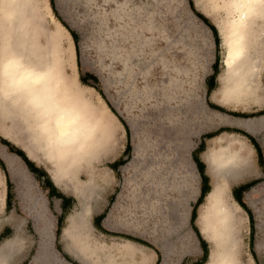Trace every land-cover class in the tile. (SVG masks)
Returning <instances> with one entry per match:
<instances>
[{"label": "rangeland", "instance_id": "obj_1", "mask_svg": "<svg viewBox=\"0 0 264 264\" xmlns=\"http://www.w3.org/2000/svg\"><path fill=\"white\" fill-rule=\"evenodd\" d=\"M53 1L54 11L51 6L52 11L44 6L40 7L45 30L35 31V34L38 35L37 40L43 44L47 31L55 29L54 19L61 23L58 18L75 32L78 56L70 32L61 23L67 32L65 41L72 49L73 64L70 65L69 73L74 76L79 88L76 95H79L80 100L85 98L93 108L91 117L96 123V144L92 146V150L80 154L77 163H66L63 158L59 162L56 158L51 159L48 152L36 153L31 150L30 138L25 132L27 127H24L26 123L35 125V119L27 120L17 116V119H4L3 112H0V136L23 149L30 159L48 171L63 192L75 198V205L59 237L62 250L67 251L80 264H87L86 261L88 264H153L156 251L160 253L161 261L171 255L169 260L174 264H198L202 250L199 240L195 233L194 241L192 240L190 222L180 225L182 215L185 216V211L188 210L187 206H192L195 201L192 198L196 199L198 195L190 186L191 183L199 186V175L191 158V151L200 135L226 127L254 135L261 145L264 159V127L251 131L243 125L252 118L264 117V114L243 118L227 112L252 113L264 108V35L258 46L262 61L254 80L253 94L240 100L222 99L221 79L225 73L222 61L225 43L222 37L226 32V16L218 8V2L213 4L211 0H195L197 11L217 28L220 43L216 46L212 31L199 17L192 14L187 7V0H139V3L136 0ZM47 2L50 5L49 0ZM149 4L152 8L148 11L146 22L150 18L154 24L164 26L165 37H160L156 29H140L134 23L136 15L148 9ZM27 21L30 28V19ZM259 26L264 29L263 19ZM32 32L29 31L30 37L34 38ZM253 36L252 34V39L249 36V39L253 40ZM46 45L48 44H43L44 47ZM186 51L189 54H185ZM64 56L66 61L68 56ZM215 58L219 60L216 88L209 94L208 100L226 111L213 109L207 104L206 88L214 86V82L207 78ZM173 65L191 70L188 74L177 73L172 69ZM83 73L94 77L88 83L95 85L96 89L79 81L78 76ZM155 73L159 74L154 75ZM175 73L179 76L180 87L170 83V75ZM195 73L199 78L196 93L190 91L191 86L188 83V77ZM8 100L9 98L3 97V101ZM105 100L129 129L131 149L127 162L119 168L118 174L107 164L121 153L127 136L124 125ZM20 110L25 111L22 108ZM36 127L40 134V127L37 124ZM41 142L42 140L38 141ZM137 145L140 155L133 168L127 169L125 166L133 157ZM219 146L234 147L242 156L247 151L248 155L246 162L239 165L238 169L227 173L225 179H219L217 189L210 192L211 196L206 194L197 208L195 224L209 250L203 264H214L228 248L229 256L238 263L264 264L262 166L246 136L223 131L217 136L205 139V150L200 154L205 162L210 185L213 183L212 174L208 171L205 155L209 147ZM3 148L0 143V158L7 165ZM68 164L69 172L64 168ZM183 171H187L185 174L190 186V189L184 188L189 192L185 206L178 204L181 200L178 191L182 188ZM15 174L22 200L21 208H27L32 213L33 204L19 190V183H25L27 175L23 172ZM3 180L0 170V193H4ZM251 180L258 182L243 192L242 200L253 215L252 245L249 244V217L234 200L231 192L233 187ZM2 205L1 197L0 208ZM107 206L108 211L117 206L121 215L125 214L129 219L133 217L142 223L138 228L125 225L106 226L107 231L140 238L153 248L94 229L92 217ZM80 212L85 224L83 234L77 238L72 225L78 221L76 214ZM31 217V225L37 230L36 220L32 215ZM52 224L54 227L53 219ZM25 234L26 240L19 245V251L33 243L31 234ZM34 234L37 245L40 234L35 231ZM189 238L193 243L191 248L185 246V241ZM234 238L236 241H233ZM121 244H127L124 252L118 248L122 247ZM52 247L55 248L53 245ZM78 249L80 255L74 253ZM45 264L65 263L50 257Z\"/></svg>", "mask_w": 264, "mask_h": 264}, {"label": "bare ground", "instance_id": "obj_2", "mask_svg": "<svg viewBox=\"0 0 264 264\" xmlns=\"http://www.w3.org/2000/svg\"><path fill=\"white\" fill-rule=\"evenodd\" d=\"M213 2L215 4L218 2V8L223 10L222 12L226 16V32L222 37L225 43L222 59L225 73L221 79L223 85L220 88V95L222 99L240 100L253 94L254 80L261 67L262 56L258 51V46L264 35V29L259 26V22L261 19L264 20V2L261 0H211V3ZM41 6L52 11L47 0H0V112L5 113L2 116L4 119H17V116L25 117L27 120H36L37 126L40 127V134L37 133L36 124L26 123L24 127H27L25 132L30 138L33 152H48L51 154V159L56 158L60 162V159L63 158L66 163H77V159L81 157L80 154L92 150V146L96 144V123L91 117L93 108L85 98L80 100L79 95H76L79 88L74 76L69 73L70 65L73 64H71L73 54L72 49L65 41L67 32L62 24L54 19L55 29L46 30L47 37L46 39L44 37V43L48 44L46 47L43 46L44 43L41 44L37 40L38 35L36 36L35 31L45 30L41 21ZM28 18L32 24L30 28ZM149 20L144 24H138V27L147 30L156 29L160 37H165L166 28L154 24L150 18ZM31 30L34 38L30 37L29 31ZM252 34L254 35L253 40H250L249 36L251 38ZM211 46H213L212 41ZM185 54H189L188 51ZM64 55L68 56L66 61ZM173 66L172 69L177 73L188 74L191 70L187 67L181 69L180 66ZM188 79L191 86L190 91L196 93L199 88V78L195 73ZM170 83L180 87V79L176 73L170 75ZM3 97L9 98V100L3 101ZM243 125L251 131L262 129L264 117L252 118L249 122H244ZM41 140L42 142L38 143ZM1 147L4 146L1 145ZM3 155L12 173L23 172L27 175V181L19 183V190L33 204L32 215L36 220L38 234H40L33 263L45 264L46 260L53 257L69 264L60 259L57 251L52 247L55 234L52 218L45 206L44 199L38 193L36 184L25 169L21 168L16 155L8 152ZM139 155L140 148L137 145L133 157L125 168H133ZM247 155V151L242 156L236 148L230 146L209 147L205 160L208 171L212 174L213 183L207 195L217 189L219 179H225L227 173H232L240 167L239 165L245 163ZM68 167L69 164L64 167L65 170ZM67 171L69 172V170ZM186 172L183 171L182 188L178 191L181 198L178 204L181 203L182 206L187 204L189 198V192H186L184 188L190 189L191 186L195 192L199 190L197 184L196 186L192 183L190 186L188 185L189 179ZM37 196L40 197L37 198ZM192 199L195 200V197ZM39 200L42 202L40 203ZM120 206L123 207V205ZM187 207L185 216L181 217L180 225L182 226L189 222L191 204ZM76 217L78 221L72 227L78 238L81 233L83 234L82 229L85 223L81 212L76 214ZM130 219L125 214L121 215L117 206H114L109 209L103 223L107 227L125 225L138 228L142 225L141 221L135 220L133 217ZM190 233L193 237L194 232L191 229ZM192 240L194 241V237ZM192 240L189 238L185 241L187 248L193 247ZM233 241H236V238ZM121 246L118 248L124 252L127 244H121ZM79 249L74 253L80 255ZM229 251L230 248L225 250L214 264H243L232 260ZM170 256H167L168 258H165L160 264H174L169 260ZM86 263L88 264L87 261Z\"/></svg>", "mask_w": 264, "mask_h": 264}, {"label": "trees", "instance_id": "obj_3", "mask_svg": "<svg viewBox=\"0 0 264 264\" xmlns=\"http://www.w3.org/2000/svg\"><path fill=\"white\" fill-rule=\"evenodd\" d=\"M49 2H50L51 8L54 11V1L49 0ZM197 13H198L197 17H199L212 31V33L214 35L215 45L218 46L220 43V38H219L216 26L214 24H212L209 21V19L206 16H204L201 12L197 11ZM58 19L66 27V29L70 32L72 39H73V42H74V45H75L76 55L78 56V43H77V37H76L75 32L64 21H62L60 18H58ZM218 62H219V60L217 58H215L214 62L212 63V66H211L212 71H211V73L207 79L209 81H213L214 86L206 88V98H207V104L209 107H211L213 109H217L219 111H226L225 108H223V107L213 103L212 101L208 100L209 94L216 88V77L218 75ZM78 78L82 84L93 87L96 89L95 85L88 83L89 79L94 78L92 75H87L86 73H83V74H80L78 76ZM106 103H107L108 107L111 109V111L118 117L120 122L124 125L126 136H127L125 148L123 151V154L127 155L126 158L125 159L118 158V159H116L112 162H109L107 164V166L110 169H112L113 171H115L118 174L119 168L127 162V159L129 157V151L131 149V142H130V138H129V129L126 126L123 119H121V117H119L117 115V113L109 105V103L107 101H106ZM227 112H228V114H231V115L236 116V117L247 118V117L259 116V115L264 114V108L261 110H258L256 112H252V113H246V112H242V111H227ZM223 131L237 132V133H240V134L246 136L249 139V141L251 142V144L254 147V150L256 152L257 161L262 166L263 177H264V165H263L264 159H263V153H262L261 145L259 144V142L255 138V136L252 135L251 133H248V132L243 131V130L230 129V128H226V127H219L218 129H216L214 131L207 132L205 134L200 135L199 140L196 143V146L191 151V158L195 164V168H196L198 175H199V186H198L199 190H198V195H197L195 201L193 202V204L191 206L190 215H189V222L191 224L192 230L194 231V233L196 234V236L199 240L200 247H202L201 257H200V260L198 261V264L205 263V261L207 260V257H208L209 250H208V245H207L206 240L201 236V234H200V232H199V230L195 224V219H196V214H197V208L203 202L204 197L206 196L207 192L211 188L208 175L205 172V163L201 160L200 154L205 150V139H210L214 136H217ZM0 143L2 146H4L6 148L7 152L16 155L19 158V160H21L23 162L22 164L23 165L25 164L28 167V169L33 173L34 176L39 174L41 176H46L45 178L47 181H50V182L52 181L49 174L47 173V171L43 168L36 167L35 163L27 156L26 152L23 149L16 146L11 141L7 140L6 138H4L2 136H0ZM0 168L4 171V173L6 175V184H7L6 207L9 208V197L11 195V192L13 190L14 185L9 180L8 171H7L6 165H5L2 158H0ZM257 182H258L257 180L248 181L246 183H243V184H240V185L233 187L232 191H231L234 200L239 204V206L241 208H243L246 211V213L249 217V222H250V227H251L249 244H251V245L253 244V232H252V228L254 225L253 215H252V212L246 207L245 203L243 202L242 196H243V192L245 190H247L248 188H250L251 186H253ZM59 197L64 199V194L59 192ZM63 208H64V205H63ZM107 212H108V206L102 211V213H100L99 215H96L94 217L93 221H94V224H95L97 229L101 230L104 233H109L113 236L123 237V238H126L132 242L140 243L142 245L153 248L152 245H150L148 242H146L140 238L133 237L130 235H125L122 233L107 231L104 227H102L99 224L100 221L105 218ZM60 217H61V215L57 218L56 228H55V240H54L55 250L60 251L62 253L63 257L66 260H68L69 262H71L72 264H79L77 261L71 259L66 253L61 251V246L58 243V238H59V234L61 231V218ZM156 254H157V258H156V261L154 264H160L161 255L157 251H156Z\"/></svg>", "mask_w": 264, "mask_h": 264}, {"label": "crops", "instance_id": "obj_4", "mask_svg": "<svg viewBox=\"0 0 264 264\" xmlns=\"http://www.w3.org/2000/svg\"><path fill=\"white\" fill-rule=\"evenodd\" d=\"M125 144L123 146V149L121 150V153L112 161L118 158H122V159L126 158L127 155L123 154ZM4 150L7 153L6 148ZM31 160L35 163L36 167L45 169L43 166L38 165L33 159ZM201 160L204 162L202 158ZM19 163H20L21 168L25 169V171L30 175L32 181L36 184L39 195L44 199V203L48 210V213L51 215L53 219L54 233H55L57 218L61 215L60 217L61 218L60 234H61L63 228L67 224L68 217L71 214V211L75 205V198L73 197V195L63 192L55 184V182L53 181V179L51 178L50 174L48 173L46 169L45 170L47 171V173L49 174L52 180L51 182L46 180L45 178L46 176H41L39 174L34 176L33 173L28 169V167L25 164L24 165L22 164L23 162L21 160H19ZM6 168L8 171L9 180L10 182L13 183L14 187L9 197V208H7L6 207V193H7L6 175L4 171L0 168V170L3 173V178H4L3 180L4 181V193L2 192L0 193V198L2 197V201H3V205L0 208V264H34L33 258H34V255H35V252L38 246V244L36 245L35 243L36 239H35L34 231L37 233L38 231L31 225L33 221L31 217L32 213H30L28 211L29 209L27 208L25 209L24 207L21 208L20 203L22 200L18 192V183L16 180L17 175L12 173V171L9 169L7 165H6ZM59 192L64 194V199L59 197ZM63 205H64V208H63ZM100 213H102V211L95 214L92 217V225L94 229L102 232L101 230L96 228L94 221H93L94 217L96 215H99ZM103 220L104 219H102L99 224L102 227L106 228V226L103 223ZM25 232L26 233L29 232L31 234L33 243L29 247H25V248L23 247L19 251V245L21 244L22 241L26 240ZM60 234H59V237H60ZM54 240H55V234H54V239L52 243L53 246H54ZM58 243L60 244L59 238H58ZM61 251L66 253L71 259L77 261L76 259L72 258L67 251L62 250V248H61ZM57 254L60 259L66 261L69 264H72L71 262H69L63 257L60 251H57ZM78 263L80 264V262Z\"/></svg>", "mask_w": 264, "mask_h": 264}, {"label": "snow or ice", "instance_id": "obj_5", "mask_svg": "<svg viewBox=\"0 0 264 264\" xmlns=\"http://www.w3.org/2000/svg\"><path fill=\"white\" fill-rule=\"evenodd\" d=\"M131 2V0H130ZM137 3H139V0H136ZM261 2H264V0H261ZM187 7L192 12L194 16H198L197 9H196V2L195 0H187ZM152 8V5H148V9H146L142 14H137L136 19L134 21L135 24H144L146 21H148V11H150ZM160 12H163V9H160ZM159 73H155L154 75H158Z\"/></svg>", "mask_w": 264, "mask_h": 264}]
</instances>
